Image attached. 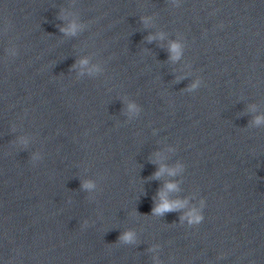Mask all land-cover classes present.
<instances>
[{
    "label": "water",
    "instance_id": "water-1",
    "mask_svg": "<svg viewBox=\"0 0 264 264\" xmlns=\"http://www.w3.org/2000/svg\"><path fill=\"white\" fill-rule=\"evenodd\" d=\"M257 116L264 0H0V264H264Z\"/></svg>",
    "mask_w": 264,
    "mask_h": 264
},
{
    "label": "clouds",
    "instance_id": "clouds-1",
    "mask_svg": "<svg viewBox=\"0 0 264 264\" xmlns=\"http://www.w3.org/2000/svg\"><path fill=\"white\" fill-rule=\"evenodd\" d=\"M79 27H80L79 25H77L75 22H73L68 28H62L61 31L74 35V34H76ZM154 38L155 37H149L148 39L152 40ZM181 50H182V46L177 42H173L170 46V51H171V53H173V56L171 58L172 59H179V57L181 55ZM87 63H88L87 59L80 61V64H82V65H86ZM195 86L196 85H193V87H195ZM128 110L130 113L139 111V109L137 108L135 103L129 104ZM254 122L256 125H260L262 122H264V116L255 117ZM165 170L166 169L164 167H161L160 171L155 173V177L158 178ZM170 174H175V173H174V171H172ZM82 187L85 189H92L95 187V185L93 182L87 181V182H84L82 184ZM176 187H177V185L175 183L166 184V188L168 191H173L176 189ZM158 195L160 196L161 202L153 208V213H152L153 215L162 216L165 212L174 211V210H178L180 208H183L185 206V204L187 203V201H180V200L170 201L167 198V195L164 191H160L158 193ZM185 219L188 221L189 225H198V224L203 222L205 217L202 214H200L198 211L193 209L192 211L187 212L184 216L181 217L182 222ZM135 239H136V234L132 230L126 231L125 233H123L120 236V241L126 242V243L135 242Z\"/></svg>",
    "mask_w": 264,
    "mask_h": 264
}]
</instances>
